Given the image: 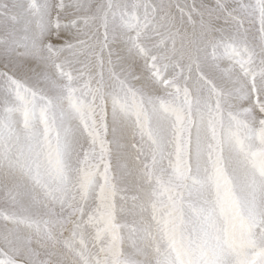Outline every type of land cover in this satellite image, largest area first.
Segmentation results:
<instances>
[{"label": "snow or ice", "instance_id": "obj_1", "mask_svg": "<svg viewBox=\"0 0 264 264\" xmlns=\"http://www.w3.org/2000/svg\"><path fill=\"white\" fill-rule=\"evenodd\" d=\"M0 264H264V0H0Z\"/></svg>", "mask_w": 264, "mask_h": 264}]
</instances>
